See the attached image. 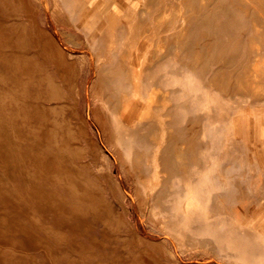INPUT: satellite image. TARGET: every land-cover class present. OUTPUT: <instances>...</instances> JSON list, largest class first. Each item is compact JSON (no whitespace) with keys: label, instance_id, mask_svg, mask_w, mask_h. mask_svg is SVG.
<instances>
[{"label":"rangeland","instance_id":"rangeland-1","mask_svg":"<svg viewBox=\"0 0 264 264\" xmlns=\"http://www.w3.org/2000/svg\"><path fill=\"white\" fill-rule=\"evenodd\" d=\"M28 2L36 12V25L50 32L65 54L52 60L44 48L33 43L36 29L28 17L24 0H0V264H126L128 261L144 264L145 259L149 264H264L262 149L257 155L262 169L260 173L248 170L255 173L249 177L242 176L240 169H234L236 162L223 157L201 162V157L199 160L192 156L184 167L186 170L172 176L170 185L175 202L169 205V210L151 204L156 185L153 179L162 161L158 157L161 148L151 149L153 145L148 140L156 119L152 120L153 126H131L116 113H100L94 108L100 105L104 111L106 102L109 106L107 97L103 98L104 103L101 99L102 90L92 86L98 76L97 67L105 69L113 64L110 62L121 58L108 53L113 41L108 38L110 28L114 38L116 28L127 25L104 22L107 19L105 5L114 3L118 7L121 0ZM246 2L248 0L217 1L221 28L223 21L234 24L248 18V9L239 8L235 12L226 8V5ZM211 4L216 9V3ZM115 6L112 15L118 18L122 9ZM234 12L237 15H233ZM162 16L167 17L161 22L165 23L169 15ZM257 17L264 19V15ZM147 24L150 23L144 22L143 27ZM247 24H240L245 31ZM245 31L222 32L221 45L238 43L227 36L233 38ZM160 34H167V29ZM21 48L22 55H17ZM160 49H165L163 43ZM222 51L217 50L214 61H223ZM174 57L173 62L181 61L177 52ZM155 60L158 59L155 57ZM184 62L183 66L188 67L187 60ZM217 75L212 71L210 76ZM122 80L126 85L127 81ZM122 90L123 86H117L105 92L121 94ZM255 92L256 99L264 95L258 93H264V89L258 88ZM108 97L111 102L115 99ZM241 99L240 105L248 109L245 107L248 97L244 95ZM261 108L252 112L251 123L254 141L264 150V109ZM81 113L86 125L80 119ZM41 123L46 130L43 137L37 138L36 127ZM100 123L109 128L113 140L106 141ZM227 131L231 134L235 129ZM249 134L245 132L243 136L248 138ZM90 139L99 143V148L92 152ZM155 141L160 145L159 137ZM243 143H247L245 139ZM141 153L148 155L142 158L141 168L147 171L144 177L151 176L152 182L142 186L143 197L139 202L136 181L124 169L122 159L133 163L137 161L134 156ZM48 159L58 163L61 173L51 170ZM38 160L43 163L39 169V166L34 167ZM198 167L207 171H200ZM108 176L116 180L125 194L123 197L112 193L107 185ZM229 182L240 185L246 194L230 205L224 200ZM35 189L42 191L41 196H37ZM183 204L195 208L191 217L179 214L180 210L174 211ZM214 205L228 208L219 212L208 210ZM208 211H211L209 215ZM26 212L31 217H26ZM209 222L216 225L206 234L204 229ZM222 225L225 230H221ZM19 227L31 230L30 235ZM218 238H224L221 241L226 243L227 250L215 252L210 248L212 240Z\"/></svg>","mask_w":264,"mask_h":264},{"label":"bare ground","instance_id":"bare-ground-1","mask_svg":"<svg viewBox=\"0 0 264 264\" xmlns=\"http://www.w3.org/2000/svg\"><path fill=\"white\" fill-rule=\"evenodd\" d=\"M212 1L214 3H216V9H213V5L211 4ZM217 1H219V0H210L209 2H205V0H180V1H176L177 6H175V8L173 9L174 12H173V14H171L172 18L170 19L168 17L169 19H166L165 23H161V22H164V20H163L164 18H167L165 16H162V14L169 15L170 12L168 13V11H166L167 10L166 7L164 9L160 8L161 10L158 9V11H156V12L157 13L160 12L161 15L159 14V17H157L158 20H157V22H154V24L156 27L161 26L163 32L166 29L169 32H167V34H164V36L161 35V37L159 38L160 40L156 42V44L160 43V45H161V43H163L165 45V49L164 50L160 49V45H158L157 46L158 54L156 53L155 56L156 57L157 56L163 57L167 53L172 51V49L177 51V50H179V48L181 49V52L186 53V45H187V42L189 40V34H190L189 33L190 23L191 22H198V23L202 22L203 34L198 37L199 41H200L199 46H198L199 49L197 46H195V51H194L195 64H192V69H197V67H198L197 66V64H198L197 58L199 57L200 58L199 59L200 69H201V71H203L202 57L204 55V72L206 73V85L205 86H206V89L208 90L207 103H208L209 110H210V118L216 117L217 111H218L219 120H221L223 117V120L224 121L227 120L225 122L229 123V126H231V124L234 126H237L238 124H240L242 122H246L249 124L250 122H252L251 121L252 112L253 111L256 112V110L262 109L261 107H263V109H264V106H261L262 104H264V95H262V97L259 96L258 99H256L257 97L255 96L257 94V92H255V91L258 88L264 89V23L260 24L261 22H264V19L261 17H257V15H264V0H248V2H246L245 4L231 5V6L226 5V8H228L229 10L235 11V12H236V10H239V8L240 9H248L247 10V17L249 19L247 18L244 20H238V21H236L237 23L234 22V24H231L232 22H230V21H229V23L226 21H223L222 28L220 26L221 22L219 21V18H218L219 15H218ZM24 2H25L27 9H28V15H29L28 17H30V20L32 21L33 26H35V29H36V34L34 32L35 36H33L34 39L32 40L33 43L35 45L39 44L42 48H44L46 50L50 59L56 60L60 54H65L62 47L60 46L59 42H57L55 37L50 32L44 31L38 25H36V12L30 8L28 0H24ZM166 5H168V4L166 3L165 6ZM162 7H164V6H162ZM214 7H215V5H214ZM194 10H197V12H198L197 18L194 15ZM200 11H201V18H199ZM235 12L233 15H237V13H235ZM191 16H192V19H190ZM242 23H248L246 31L244 30V27H242L240 25ZM233 25H236V26H233ZM171 26L175 29L171 30V32H170L169 28ZM224 31L225 32H231V33H236L239 31L240 32L245 31L246 33H241V34H239L233 38H231L230 36H227V38L229 40L235 39L234 41L238 42V43H234V44L223 43V45H221L222 39L220 38V34ZM2 37H4V35H2ZM169 39H171V40H169ZM246 39L249 40L248 43L243 42ZM6 40H7V38H6ZM202 41H203V49H202V45H201ZM169 46H171V47H169ZM221 49L223 50L221 53L222 57H223V59H222L223 61H216V60L214 61L213 59L216 57L215 54L217 53V50L220 51ZM22 52L23 51L21 48L19 53H17V55H22ZM17 55H15L16 60L18 58ZM25 56H26V54H25ZM25 58H28V57H25ZM16 64H20V62L16 61ZM212 71H214L215 73L217 72L218 75L217 76H210ZM104 73H105V69L97 67V75H98L99 80H102L105 77L111 78L112 76H114L113 75L114 71H106V73L105 74ZM125 74L127 75V78L129 79L130 74H129L127 68H125ZM150 91L151 92L148 94L147 101L144 104L143 109L138 111L136 114V116L138 117V120H134V118H133V119H128V121L126 120L124 122H126L127 124H129L131 126H133L132 124L141 126L142 121L143 122L152 121V120L146 119L145 114H146V112L150 113L151 108H152L151 106H155V105H160L162 107H165L164 111L166 114H170L171 112L174 111L175 107L174 108L171 107L172 105L170 104V102L168 100L166 102L163 101V99H166L168 94H169V92L167 90L160 89L158 87V85L156 84L152 87V89ZM258 93L264 94L261 92H258ZM244 95H246L248 97L247 104H246L247 106L245 105V107H248V109H245V108L243 109V106L240 105V102L243 101L241 99V97H244ZM252 96H254V97H252ZM256 101H259V102L257 103ZM137 104H138V102L135 105H133V107H132L133 110L137 109ZM123 105L124 104L123 103L121 104V99L118 96L117 99H114L112 101L111 108L115 109L114 113H116V115H117V114H119L120 109L123 108ZM41 109H42V107H41ZM131 111L132 110H130L129 113ZM225 113H227L226 118H225ZM96 114L98 115V113H96ZM140 117H143V118L140 119ZM96 118H97V116H96ZM80 119H81L82 123L86 125V118H85L84 114L81 113ZM99 125L103 129L104 135L106 136V141L113 140L112 136H111L112 133H110L109 128L106 126H103V124H101V123ZM36 128H38V129H36L37 130L36 131L37 132V138H39V136L43 137L44 130H46L43 127V124L41 123ZM159 129L160 128L158 125H154L148 134V140L153 145L151 147V149L161 148L159 150L158 157L162 159L161 164L159 165V169H158L159 172H157L158 175L155 177V179H153L156 181V185H154V187H155L154 191H153L154 194H153V196H151L150 202H151V204L153 203V204L157 205L158 207L169 210L168 209L169 205L171 203L175 202V200L172 199L174 196V192H173V189L170 185V181L173 178L172 177L173 174L185 171L186 169L184 167H187V164L190 163L192 156L197 157V159H199V157H198L199 152L201 153V150L203 148L201 146L202 144H200L201 141L200 142H198V141H192V142L183 141L182 142V140L177 141L176 139H175L176 141H172V139H173L171 136L172 134L169 132H167V134L165 135L164 142L160 143V145H158V143L155 140L158 139V137H160V135H161L159 132ZM235 131H237V130L235 129ZM235 131H233V132H235ZM226 132L230 134V132H228L227 130H226ZM186 136H187V134L183 133L181 138L184 139V138H186ZM243 139L246 140V142H247L246 144H244L243 141L240 142L237 140L236 141L232 140V141L227 142V140H226V144L224 143L223 146L221 144V146L223 147V151H225V153L223 154V156H225V159L228 158L231 163L238 162L235 164L236 168H238V166H239L240 172L242 173V176L249 177L251 175V172H248V170L255 168V169H258L260 171V169H262V167H261V162L259 160L255 161V162L251 161V158H250L251 155H249L247 153L248 151L250 152V150L252 151V149H254L253 145L251 144V140L249 138H243ZM69 143H71V142H69ZM88 143H90V146H91L90 151L91 152L94 149L99 148V143H97L94 139L88 140ZM213 145L216 147L215 152H219L218 148L220 147V144L216 141L213 143ZM199 149H200V151H199ZM242 153H244L243 156H242ZM145 157L148 158V155L143 154V153H141L139 155H135L134 160L137 159V161L135 160L133 163L126 162L124 159L121 158L122 162H123L124 169H126L131 174V176L134 177V179L136 181L135 193L137 194L139 202H141L142 197H143L142 186H144V185L149 186L147 183L152 182L151 176L150 177L149 176L144 177V175L147 174V171H145L141 168V165L144 164V163H142L143 162L142 158H145ZM47 162H48L47 165L52 168L51 169L52 171L54 170V172H56V173H61V171H59L60 167H59L58 163L56 165L55 162L52 161L51 159H48ZM237 164H239V165L237 166ZM36 166H39L38 169L40 167H42L43 166L42 161L39 162V160H38L34 164L35 168H36ZM67 173H68V171H67ZM49 178H50V176H49ZM232 182H229L227 184V186H228L226 188L227 193H226V197L224 198V200L229 205L231 203H235L236 201H238L241 198L246 197V194L243 193L244 192L243 188L240 185H238V186L234 185ZM107 185L109 186V188L111 189V191L114 195L118 194L121 197H123L125 195L124 193L121 192L120 187L118 186V184L116 183V180L112 176L107 177ZM41 192H42L41 190L35 189V193L37 194V196H41ZM51 192L55 193L53 190ZM55 195H57V194L55 193ZM65 201H66V199H65ZM51 205H53V204H51ZM224 208L227 209L228 207H226V205L225 206L224 205H217V206L214 205L211 208H209L208 210L214 211V209H215V211L216 210L220 211ZM177 210H180L179 214H182V215L186 214V216L191 217L195 208H192V206L190 204H188V205L183 204L182 207H179V209L174 208L175 212H177ZM70 212L73 213L72 210ZM26 213L24 214L26 217L27 216L31 217L30 213H27V214ZM210 213H211V211L207 212L208 215ZM231 215H233V213ZM112 218L113 217L111 216V219ZM32 220H34V219H32ZM12 223H14V222H12ZM75 225H76V223H75ZM215 225H216L215 222L206 223V229H204V232L206 234H209L212 230V227H214ZM105 226H107V225H105ZM19 230H24V231H26L27 235H30V234H28V231H31V230L23 229L21 227H19ZM221 230H225V225L221 226ZM0 238H2V237H0ZM223 239L224 238H218V239L212 240V244H211L210 248L213 249L215 252H223L224 250H227L228 248L225 245L226 243L224 241H221ZM146 241H150V240L146 239ZM5 242H6V240H5ZM10 242H12V241H10ZM197 242L202 243L201 240H197ZM6 243H8V242H6ZM32 243L35 244L36 243L35 240H32ZM2 245H6V244H2ZM259 250H261V249H259ZM12 252H14V251L12 250ZM140 253H142V252H140ZM133 254H132V257H133ZM130 255H131V253H130ZM11 256H9V257L11 258ZM14 256L15 255H13V257ZM21 256H23V255L21 254ZM15 258H13V259H15ZM140 258L142 260H144L142 256H140ZM144 261H145V262H143L144 264H149L148 260L145 259ZM126 264H132V263L128 261V263H126ZM159 264H164V263L159 262ZM234 264H245V263L234 262Z\"/></svg>","mask_w":264,"mask_h":264},{"label":"crops","instance_id":"crops-1","mask_svg":"<svg viewBox=\"0 0 264 264\" xmlns=\"http://www.w3.org/2000/svg\"><path fill=\"white\" fill-rule=\"evenodd\" d=\"M176 1L180 0H121L120 6L118 7H121L122 10L120 17L118 18H114L112 15V12L115 11L112 10L114 8L113 6H115L114 3H112L113 6L108 3L105 5L107 9V19L104 22L107 24L119 25L120 23H123L127 25L116 28L114 38L110 28L108 38L114 42L112 41V43H110L108 53L115 56L119 55L121 58L110 62V64L113 63L111 66L105 67V71H114V76L111 78L105 77L102 80H99L98 76L95 77L96 79L94 78L92 85L93 88L102 90L101 99L103 101V98L107 97L109 106H107V102L104 103L103 101L106 107L104 111H101L99 108L100 105L94 107L93 104V107L96 110H99L100 113H114L115 109L111 108L112 102L108 96L114 97L115 99L119 96L121 104L123 103L124 105L117 115H119L121 119L128 121V119H133L137 112L143 109L148 94L151 92L150 90L157 84L160 89L169 92L167 98L163 99V101L166 102L168 100L172 105L171 107H175L174 111L170 114H166L164 111L165 107L160 105L151 106L150 116H148L149 113L146 112V114H148L145 116L146 119L149 118L148 120H153V118H155L157 120H155V124L160 127L159 132L161 135L159 141H161V143L164 142L167 132L172 134V141H201L200 144H202L201 146L203 149L201 150V153L199 152V160L201 157V162L209 159L210 162H212L217 157H223V159H225V156H223L225 151H223L222 146L224 143L226 144V140L227 142L232 140L242 142L243 138H245L243 136L245 132H249L251 135L249 134L248 138L251 140L254 149L247 153L251 155V161H258V152L260 153L262 149L261 154L264 155V150L262 145H259L258 147L254 141L253 123L250 122L248 124L242 122L237 126H229V123L225 122L223 117L219 120L218 111L216 117L210 118V110L207 103L208 90L205 86L206 73L204 72L203 54V71L200 69L199 57L197 58V69H192V64H195V46H199L200 41L198 37L203 34L202 22L190 23V34L186 45V53L181 52V49L179 48L177 51L172 49V51L163 57L157 58L155 56L156 53L158 54V44H156V42L159 41V38L161 37L160 31L162 30L161 26L156 27L154 24V22L158 20L157 17H159V14H161L156 11L160 8L164 9L166 7V11H168V13L170 12L169 18L171 19V14L174 12L173 9L177 6ZM166 3L168 5L165 6ZM115 7L118 9L117 6ZM194 15L197 18V10H194ZM199 18H201V11ZM190 19H192V16ZM144 22H149L150 24H147L144 28ZM138 23L142 24L137 25V27L130 25ZM169 29L171 32V30L175 28L171 26ZM201 45L203 49V41L201 42ZM176 52L178 53V58H181L180 62H173V59L175 58L174 54ZM150 53H152V55H149ZM155 57L158 60H155ZM184 61L189 65L188 67L183 66ZM125 68H127L130 74L129 79L125 74ZM122 79L127 81L125 82L126 85H123L124 82ZM117 86H123V92L121 94H117L114 91L109 93L105 92L106 89L113 90ZM137 102V109L133 110L132 107ZM130 110L132 111L129 113ZM152 123V121H147L143 122L142 125H147L146 127H149L153 126L154 123ZM231 128L236 129L237 131L231 134L227 133L226 130ZM262 130L264 132V125ZM183 133L187 134L184 139L181 138ZM262 137L264 138V135ZM216 141L220 144V147L218 148L219 152H215L216 147L213 145ZM243 154L244 153H242V156ZM226 160L228 161L229 159L226 158ZM238 165L239 164H237V166ZM198 168L200 171H207L204 167ZM210 169H213V167H210ZM234 169L240 168L239 166L238 168L235 166ZM251 170L260 173L258 169L252 168ZM251 174L255 175V173Z\"/></svg>","mask_w":264,"mask_h":264}]
</instances>
